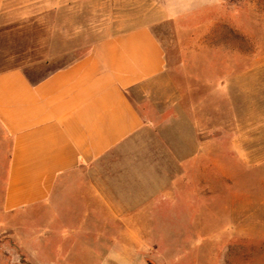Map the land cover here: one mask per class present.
<instances>
[{
    "label": "crops",
    "instance_id": "0c3cea01",
    "mask_svg": "<svg viewBox=\"0 0 264 264\" xmlns=\"http://www.w3.org/2000/svg\"><path fill=\"white\" fill-rule=\"evenodd\" d=\"M191 2L174 0L169 8L184 17L188 6L180 5ZM195 3L191 14L199 11ZM5 7L0 0V14ZM142 21L41 79L20 68L0 72V216L59 205L76 191L91 205L85 211L106 223L103 213H113L128 229L122 237L133 239L131 229L150 226V212L188 218V202L177 209L149 199L163 187L154 179L165 180L166 164H179L186 198L190 169L211 164L218 171L231 157L264 164V52L253 54L249 31L230 28L231 45L213 41L211 54L197 50L195 75L186 73L177 86L156 24L150 15ZM236 34L248 50L237 48ZM158 131L166 139L160 145ZM116 253L107 259H133L126 248Z\"/></svg>",
    "mask_w": 264,
    "mask_h": 264
},
{
    "label": "rangeland",
    "instance_id": "374dc122",
    "mask_svg": "<svg viewBox=\"0 0 264 264\" xmlns=\"http://www.w3.org/2000/svg\"><path fill=\"white\" fill-rule=\"evenodd\" d=\"M5 1L0 72L20 68L34 80L79 60L102 39L142 24L147 15L156 24L177 86L186 73L195 75L197 50L211 54L213 41L221 49L233 43L230 28L249 31L253 54L264 52V0H197L199 11L191 14L194 0L180 5L184 11L188 6L186 18L181 10L172 12L167 0ZM236 40L237 48L248 50L247 40L245 46L240 35ZM159 117L156 123L162 124ZM155 139L163 144L164 132ZM165 167V180L154 179L163 187L149 199L177 209L188 202L190 211L182 213L186 221L180 222L178 210L150 212L149 227L131 229L134 238H123L128 229L110 219L113 213H103L109 216L104 222L99 213L85 211L91 205L71 191L59 205L0 216V264H264V164L235 163L231 157L218 171L211 164H204L203 172L200 166L190 169L188 198L180 195L179 164ZM200 203L202 209H196ZM165 215L173 218L165 221ZM125 248L133 259H107Z\"/></svg>",
    "mask_w": 264,
    "mask_h": 264
},
{
    "label": "clouds",
    "instance_id": "9594fccd",
    "mask_svg": "<svg viewBox=\"0 0 264 264\" xmlns=\"http://www.w3.org/2000/svg\"><path fill=\"white\" fill-rule=\"evenodd\" d=\"M168 4L171 5L172 3V0H167Z\"/></svg>",
    "mask_w": 264,
    "mask_h": 264
}]
</instances>
